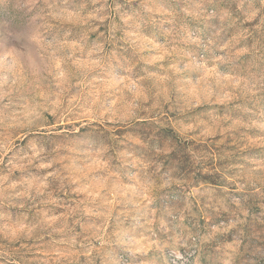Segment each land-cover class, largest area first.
Here are the masks:
<instances>
[{
  "label": "rangeland",
  "instance_id": "obj_1",
  "mask_svg": "<svg viewBox=\"0 0 264 264\" xmlns=\"http://www.w3.org/2000/svg\"><path fill=\"white\" fill-rule=\"evenodd\" d=\"M0 264H264V0H0Z\"/></svg>",
  "mask_w": 264,
  "mask_h": 264
}]
</instances>
